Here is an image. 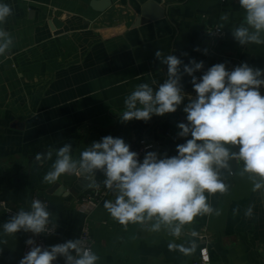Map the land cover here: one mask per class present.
I'll list each match as a JSON object with an SVG mask.
<instances>
[{"label": "crops", "instance_id": "crops-1", "mask_svg": "<svg viewBox=\"0 0 264 264\" xmlns=\"http://www.w3.org/2000/svg\"><path fill=\"white\" fill-rule=\"evenodd\" d=\"M143 1L111 0L97 11L91 0H0L13 9L0 24L12 41L0 55V264H19L33 246L80 240L84 227L90 250L98 257L95 264H192L203 247L211 264H264V187L253 190L259 177L243 172L242 160L232 158L227 167L217 169L227 191L205 193L213 211L184 225L179 237L164 225L153 231L155 218L120 224L104 207L106 201H115V188L94 206L81 200L92 188L88 185L105 187L102 171L85 174L79 167L81 152L102 137L151 144L146 153L156 152L158 159L177 155L176 146L191 139L178 135V124L188 123L183 108L196 96L184 65L203 61V68L193 73L198 80L218 63L228 71L243 63L264 70V43L241 45L232 35L235 28L247 26L239 0H158L165 16L136 25ZM54 17L61 20L60 29L53 25ZM212 26L223 35H208L206 28ZM157 51L162 53L159 58ZM168 55L182 62L185 97L177 111L122 122L124 99L137 85L148 83L155 91L167 79L162 59ZM260 93L264 96V87ZM65 144L71 145L77 169L48 184L43 177ZM226 147L239 151L238 146ZM55 183L59 187L51 189ZM34 195L49 201L46 211L53 231L6 233L3 225L21 210L30 212ZM249 208L251 216H246ZM193 241L191 255L169 248H188ZM53 264H65V258L58 256Z\"/></svg>", "mask_w": 264, "mask_h": 264}, {"label": "clouds", "instance_id": "clouds-1", "mask_svg": "<svg viewBox=\"0 0 264 264\" xmlns=\"http://www.w3.org/2000/svg\"><path fill=\"white\" fill-rule=\"evenodd\" d=\"M239 4L245 10L247 26L235 28L233 37L241 45L264 43L261 39L264 0H239ZM12 13L11 5L0 3V24ZM222 19L227 20V16ZM0 38L4 39L0 43V55H3L12 41L3 30H0ZM155 55L159 58L162 53L157 51ZM162 63L167 65V79L155 91L148 83L137 85L124 99L120 119L122 122L148 121L153 115L176 112L185 97L181 76L187 73L192 77L196 96L183 108L188 123L178 124L181 130L178 135H190L191 139L176 146L175 156L158 159L156 152L149 151L141 162L138 153L130 151V145L122 138L108 135L81 152L79 167L85 174L102 171L106 177L105 186L108 189L115 187L118 192L115 201H106L104 207L120 224H143L155 218L153 231H159L164 225L173 236L179 237L184 225L213 211L205 193L227 191L217 169L227 167L230 159L242 160L243 172L259 177L260 182L254 183V191L264 187V96L260 93V87L264 86V78H261L264 70L243 63L228 71L224 63H218L198 80L193 73L203 68V61H190L191 66L184 65L183 73L179 67L182 62L175 55L164 57ZM226 145L238 146L239 151L230 152ZM70 150L69 144L57 150V159L52 170L43 177L44 182L52 184L63 174L76 171L77 162L71 159ZM48 156L51 157V152ZM40 159L41 155L37 154L36 160ZM31 207L32 211L21 210L5 223L4 231L9 234L20 230L33 234L51 231L48 228L50 213L44 205L34 200ZM251 213L249 208L246 216ZM192 235L197 234L193 232ZM26 243L34 245L32 239ZM169 248H178L191 255L196 244L193 241L188 248L170 244ZM58 256L65 258V264H95L98 259L90 249L81 248L79 240H68L49 248L33 246L19 264H53ZM204 258L208 259L207 256Z\"/></svg>", "mask_w": 264, "mask_h": 264}, {"label": "built area", "instance_id": "built-area-1", "mask_svg": "<svg viewBox=\"0 0 264 264\" xmlns=\"http://www.w3.org/2000/svg\"><path fill=\"white\" fill-rule=\"evenodd\" d=\"M206 33L212 37H220L223 35L222 29L219 27H216V26L206 28ZM262 87H264V86H261L260 88H262ZM151 146H152L151 144H147L145 142H140L138 144L130 145V151L137 152L138 158L142 162L144 155L146 154V151L148 149H150ZM109 191H110V189H108L106 186L105 187L94 186L81 197V200L87 202L90 206H94ZM34 200H39L44 205L45 209L47 208V206L49 204V201L46 198H44V197L41 198L40 196L34 195L31 198V205H32V202ZM5 209L9 214L14 213L10 208H5ZM31 211H32V207H31ZM48 228L51 229V231L40 233V234L45 235V234H48V233L53 231V228L50 224H48ZM200 237L206 238V235L201 234ZM79 241H80V247L81 248L90 249V236L88 234L87 227L83 228ZM205 256L208 257L207 260H205V258H204ZM192 264H211L209 253L207 252L206 247H203L201 249L198 256L192 261Z\"/></svg>", "mask_w": 264, "mask_h": 264}, {"label": "water", "instance_id": "water-1", "mask_svg": "<svg viewBox=\"0 0 264 264\" xmlns=\"http://www.w3.org/2000/svg\"><path fill=\"white\" fill-rule=\"evenodd\" d=\"M169 1V0H167ZM161 1L158 0H145L141 2L138 7V16L135 19V24H143L147 23L159 18H163L165 16V8L161 6ZM111 4V0H91L90 6L94 10L102 11L105 10ZM53 25L58 29H60L62 22L58 18L54 17L52 19ZM234 160L232 159L231 162ZM59 187L57 183H55L51 189H55Z\"/></svg>", "mask_w": 264, "mask_h": 264}]
</instances>
